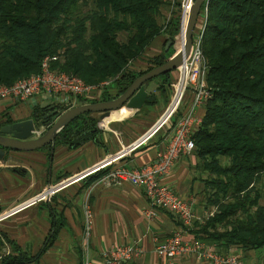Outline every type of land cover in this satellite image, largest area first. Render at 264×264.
Instances as JSON below:
<instances>
[{
	"label": "trees",
	"instance_id": "16d2710c",
	"mask_svg": "<svg viewBox=\"0 0 264 264\" xmlns=\"http://www.w3.org/2000/svg\"><path fill=\"white\" fill-rule=\"evenodd\" d=\"M80 3L88 5L84 13L78 12ZM164 4L165 0H0V84L39 72L42 59L49 56L52 69L88 84L110 81L98 98L80 96L79 104L116 97L137 76L172 55L165 45L179 30V12L160 24ZM205 8L201 48L212 96L192 134V153L196 167L207 174L202 181L212 189L208 202L215 209L203 223H195V238L213 243L217 251L234 246L259 250L264 248V204L259 202L264 198V0H208L200 13ZM161 33L167 36L162 52L149 59L151 66L132 69V62ZM170 73L157 76L161 79L156 89L165 93L166 101ZM108 86L116 91L110 93ZM152 97L149 92L145 104L155 102ZM47 108L34 107L32 116L39 117ZM11 121L0 116V126ZM96 125L92 113L81 114L55 141L71 146L90 138L97 141ZM2 246L0 238V254ZM33 259L36 256L15 252L14 247L0 264Z\"/></svg>",
	"mask_w": 264,
	"mask_h": 264
},
{
	"label": "crops",
	"instance_id": "0c3cea01",
	"mask_svg": "<svg viewBox=\"0 0 264 264\" xmlns=\"http://www.w3.org/2000/svg\"><path fill=\"white\" fill-rule=\"evenodd\" d=\"M98 97L95 94L88 98ZM184 99L179 113L189 105L190 94ZM50 105L59 108L45 94L36 95L24 102L6 100L0 102V116L6 115L11 122L24 120L33 117L34 107ZM141 109L132 114L127 113V116L114 114L118 110L113 111L111 117L104 120L99 119L98 113H93L92 116L97 118L96 130H99L97 141L90 138L77 146L55 141L53 149L46 146L32 151L7 152L3 160H0V214L18 208L28 200L34 199L35 202L0 220V238L3 243L1 252L5 250L10 253L15 247V252L36 256V259L20 264H81L87 252L96 264H105V251L113 246L138 241L143 246V254L125 264H212L193 257L165 259L156 256L154 246L179 229L182 226L178 222L180 220L166 209L157 207L155 213L148 216L145 212L148 202L139 186L127 181L111 184L103 182L102 177L110 167L105 168L106 172L103 170L90 174L43 199H37L48 185L55 186L84 172L141 140L162 115L160 112L154 120L142 127L144 129L123 130L121 125L138 115ZM197 114L201 117L204 115V106L197 110ZM172 134L173 127L159 129L114 165L138 168L152 161L157 150L165 145ZM81 151L86 152L78 156ZM190 155L181 156L162 181L180 196L192 199L195 220L184 232V236L195 238L196 227L193 225L196 222L202 223L204 212L200 205L202 196L198 191L201 193L206 186L197 175L200 172L190 174L197 169L196 157ZM86 199L93 211V227L87 244L82 208ZM206 213L210 212L205 211L203 215ZM205 243L214 246L213 243Z\"/></svg>",
	"mask_w": 264,
	"mask_h": 264
},
{
	"label": "built area",
	"instance_id": "2783aa9c",
	"mask_svg": "<svg viewBox=\"0 0 264 264\" xmlns=\"http://www.w3.org/2000/svg\"><path fill=\"white\" fill-rule=\"evenodd\" d=\"M194 0H181L179 11V30L188 15ZM203 22L199 31L193 34V42L187 58L176 69V78L171 82L172 96L161 117L153 126V133L143 136L141 140L130 146L128 149L120 151L110 156L88 170L75 176L67 178L55 186L49 185L37 199H43L61 188L78 182L90 174L101 169L108 168L102 177V181L108 184L127 181L134 186L143 189L148 207L145 212L148 216L155 213V208H163L174 214L181 222L182 226L165 239L159 241L153 250L156 256L165 259H180L193 257L199 260H206L212 264H239L238 258L233 254H221L217 249L197 238H186L187 232L195 216L192 199L184 198L173 191L162 178L167 176L174 163L184 155L192 153L194 150L193 132L199 128L202 117L197 114V110L204 106L212 96L211 89L206 83L207 66L202 53L201 42L205 26L206 8L200 15ZM199 15V16H200ZM51 57L45 56L40 63V70L27 77L19 78L12 84H0V102L11 100L13 102H24L36 95L45 94L49 96L59 108L66 110L76 104V98L89 97L97 94L100 96L107 81L99 84H88L82 78L68 74L58 69H52L50 65ZM190 94V103L182 113H179L184 103V98ZM173 119V120H171ZM173 121L172 124H170ZM170 126L173 127V134L170 139L157 150L152 161L143 164L138 168H129L123 164L114 165L127 152L132 151L146 142L159 129ZM44 128L37 131L40 133ZM35 200H28L18 208H13L0 214V220L16 212L18 209L31 205ZM84 218V233L87 239L93 227V211L88 202L84 200L82 204ZM143 246L138 242L113 246L104 252L105 264H125L127 261L136 259L143 254ZM9 254L2 251L0 258ZM81 264H96L88 255L84 253Z\"/></svg>",
	"mask_w": 264,
	"mask_h": 264
},
{
	"label": "water",
	"instance_id": "95a60500",
	"mask_svg": "<svg viewBox=\"0 0 264 264\" xmlns=\"http://www.w3.org/2000/svg\"><path fill=\"white\" fill-rule=\"evenodd\" d=\"M207 6L208 0H194L188 12L184 41L181 48H177L178 34L170 38L165 51L170 47L174 53L162 64L154 66L145 73L137 76L125 91L116 97L95 102L80 103L66 110L48 106V112L41 117H31L24 120L4 123L0 126V160H3L9 151H32L50 145L53 149L59 132L76 117L84 113H98L99 119H107L113 111L121 108L131 112L137 111L145 104L149 91L147 83L149 80L176 70L177 67L188 57L193 34L196 27L202 4ZM47 118V119H46ZM44 128L40 133L37 131ZM152 128L145 137L152 134ZM49 186V185H48Z\"/></svg>",
	"mask_w": 264,
	"mask_h": 264
},
{
	"label": "rangeland",
	"instance_id": "374dc122",
	"mask_svg": "<svg viewBox=\"0 0 264 264\" xmlns=\"http://www.w3.org/2000/svg\"><path fill=\"white\" fill-rule=\"evenodd\" d=\"M180 3H181V0H165V4L160 8V12L158 15L159 23L160 24L165 23L166 21L169 20V18L171 17V15L173 13L174 14L178 13L180 11ZM87 9H88V5L80 3V6L78 8V12L84 13ZM202 22H203V16L201 14L198 17L194 32L199 31V29L202 25ZM166 36L167 35L165 33H161L160 35H158L152 41L151 45L145 50L144 54L140 58H138L137 60L132 62V65L130 67L136 71H140V70H146L149 66H151L149 59L162 52L163 44H164V41L166 39ZM168 53L173 54L174 50L172 48H170ZM170 74H171L170 75L171 82H173L176 78V70L171 71ZM160 79H161L160 77H155L153 80H151L150 82L147 83V89L149 92L150 91L153 92L152 99L155 102L149 103V104L148 103L144 104L142 106V109L139 111L138 115H136L135 117H133L132 119L126 121L125 123H123L121 125V127H123V130H128L130 128L131 129L132 128L133 129H139V128L145 127L146 125H148L149 122L154 120L160 112H162V113L164 112V110H165L166 106L168 105V102L170 101L171 96H172V86L170 84V87H166V90H167L166 95H168V97H169V99L166 101L167 97H165V93L156 89V86L160 83ZM106 81L108 83H110L109 80H106ZM107 89L109 90L110 93H114L116 91L114 88H112L110 86H108ZM185 98H186V96H185ZM184 101H185V99H184ZM77 103H79L78 98H76V105H77ZM164 105H165V107H163ZM121 110L123 112H126V116L128 114H130V111H125L124 109H121ZM171 120H173V119H171ZM172 123H173V121L170 124H172ZM142 129H144V128H142ZM85 152L86 151H81L78 156L82 155ZM191 155H193V154L191 153ZM76 157L77 156H75L74 158H76ZM201 171H202L201 169L197 168L195 170V172L191 171L190 174L194 175L196 172H200L201 174L197 173V175L200 178H206L207 174L205 172H203V171L201 172ZM25 179H27V177H25ZM257 186L261 187L259 185H257ZM211 190L212 189L210 187L209 188L205 187L201 191V193L198 191V194H201V196H202V200H200V205L202 206V209L204 210V212L202 213V216H201L202 223L208 217L207 215L210 216L215 209L214 206L210 205L208 202V194L211 192ZM259 202L261 204H264V198L262 197L259 200ZM207 207H209V211L207 210L208 209ZM205 211L210 212V213L209 214L206 213L205 215H203L205 213ZM194 220H195V218H194ZM194 220H193V222H194ZM193 226L196 227L195 225H193ZM232 250H234V252ZM232 250H228V251L220 250L218 252H220L221 254H228V253L233 254L234 256H236L238 258L239 264H264V248H261L259 250H245L240 246H234Z\"/></svg>",
	"mask_w": 264,
	"mask_h": 264
},
{
	"label": "bare ground",
	"instance_id": "6f19581e",
	"mask_svg": "<svg viewBox=\"0 0 264 264\" xmlns=\"http://www.w3.org/2000/svg\"><path fill=\"white\" fill-rule=\"evenodd\" d=\"M186 21H187V17L185 18V20H184V22L182 24V30H181L180 35L178 36L177 48H181L182 47V44H183V41H184V33H185ZM121 109H124L125 111H129L128 109H125V108H121ZM121 109H119L118 112H115L114 114L125 115L126 112H123ZM111 115H112V113H111ZM111 115L108 118H110Z\"/></svg>",
	"mask_w": 264,
	"mask_h": 264
},
{
	"label": "flooded vegetation",
	"instance_id": "af4514ba",
	"mask_svg": "<svg viewBox=\"0 0 264 264\" xmlns=\"http://www.w3.org/2000/svg\"><path fill=\"white\" fill-rule=\"evenodd\" d=\"M48 112V110L47 111H45L44 112V114H41L39 117H41V116H44L45 115V113H47ZM47 119V118H46ZM9 123V122H8ZM49 146V148H50V145H48ZM46 147V146H45Z\"/></svg>",
	"mask_w": 264,
	"mask_h": 264
}]
</instances>
